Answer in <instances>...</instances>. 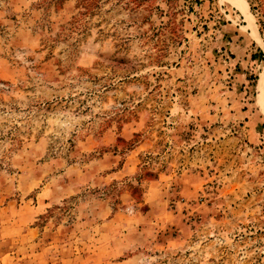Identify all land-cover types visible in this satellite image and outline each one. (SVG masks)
I'll list each match as a JSON object with an SVG mask.
<instances>
[{"label":"rangeland","instance_id":"obj_1","mask_svg":"<svg viewBox=\"0 0 264 264\" xmlns=\"http://www.w3.org/2000/svg\"><path fill=\"white\" fill-rule=\"evenodd\" d=\"M0 0V264H264V0Z\"/></svg>","mask_w":264,"mask_h":264},{"label":"bare ground","instance_id":"obj_2","mask_svg":"<svg viewBox=\"0 0 264 264\" xmlns=\"http://www.w3.org/2000/svg\"><path fill=\"white\" fill-rule=\"evenodd\" d=\"M230 2H232L235 6L239 7V8H243L247 11V7L244 4L243 0H229ZM258 90L260 92V94L262 95V97L264 98V76L262 77L259 85H258Z\"/></svg>","mask_w":264,"mask_h":264}]
</instances>
